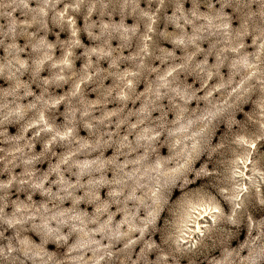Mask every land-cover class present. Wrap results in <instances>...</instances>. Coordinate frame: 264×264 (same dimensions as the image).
<instances>
[{
  "label": "clouds",
  "instance_id": "1",
  "mask_svg": "<svg viewBox=\"0 0 264 264\" xmlns=\"http://www.w3.org/2000/svg\"><path fill=\"white\" fill-rule=\"evenodd\" d=\"M0 264H264V0H0Z\"/></svg>",
  "mask_w": 264,
  "mask_h": 264
}]
</instances>
